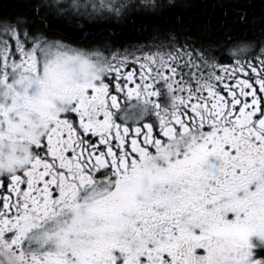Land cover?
I'll return each instance as SVG.
<instances>
[{
    "label": "snow or ice",
    "instance_id": "1",
    "mask_svg": "<svg viewBox=\"0 0 264 264\" xmlns=\"http://www.w3.org/2000/svg\"><path fill=\"white\" fill-rule=\"evenodd\" d=\"M50 31L0 17V264H264V43L221 61Z\"/></svg>",
    "mask_w": 264,
    "mask_h": 264
},
{
    "label": "trees",
    "instance_id": "2",
    "mask_svg": "<svg viewBox=\"0 0 264 264\" xmlns=\"http://www.w3.org/2000/svg\"><path fill=\"white\" fill-rule=\"evenodd\" d=\"M37 6V2L28 0H0V17H26L42 27L44 23L53 25L55 32H62L69 39H82L83 32L70 30L52 20L40 6L38 17L34 12ZM166 8L174 9L168 15L169 19L158 14L148 18L135 17L127 22L126 28L112 30L111 40L118 44L127 43L144 39L153 28H173L179 29L183 35L190 34L195 39L209 38L212 42L242 40L256 46L264 43V0H242L239 7L231 4L230 0H213L211 3H204V0H178ZM241 16L243 22L240 21ZM106 35H109L108 32L98 34L92 31L87 36L89 39H98Z\"/></svg>",
    "mask_w": 264,
    "mask_h": 264
},
{
    "label": "flooded vegetation",
    "instance_id": "3",
    "mask_svg": "<svg viewBox=\"0 0 264 264\" xmlns=\"http://www.w3.org/2000/svg\"><path fill=\"white\" fill-rule=\"evenodd\" d=\"M37 2V5H39L48 15L49 17L56 21L57 23H62L66 28L73 30V31H79L83 32V37L87 36L88 34L92 33V31L100 34V33H107L109 35L103 36L98 39H88L86 42L82 44H77L74 46H83V47H89V46H95L99 48L101 51H104L107 47H111L116 51H123L125 48L129 50H133L135 47H143L145 45H149L155 42L164 41L167 42V37L169 33L175 34L181 42H183L184 39H188L190 42L194 43L198 47H203L204 49L208 50L213 56L217 57L221 61H229L231 59V55L229 54L228 50L237 47L240 45L242 40H234L231 42H212L209 38H197L195 39L192 35L184 34L179 32V29H161V28H153L152 31L147 33L144 39L131 41L127 43H115L111 40V36L113 35L112 30H122L127 27L128 21L134 19L135 17H147L148 16H167L169 19L170 13L174 11L173 8H166L168 5H174L177 3L178 0H80L81 3L89 2L94 3L97 5V7H100L101 4L107 6L111 5L113 7H120L121 8V14L119 16H115L112 14H109L105 12L103 18H98L95 20H87L84 18H78V23H65L62 16H56L55 19L51 17V12L48 9V5L53 3V0H28ZM213 0H204V3H211ZM242 0H236L235 2L233 0H230L231 4H234L235 6L239 7ZM71 0H59V5L63 6L66 3H70ZM176 9V8H175ZM26 21H28L34 28L40 29L41 31H50L55 32V28L53 25H46L44 23L43 27L40 26L36 21H32L29 18H23ZM164 19V17H163ZM157 20V19H156ZM167 21V19H165ZM82 37V38H83ZM59 38V37H58ZM81 40V39H79ZM74 41L78 40H72L67 39L66 42L68 43H74ZM254 44V43H253ZM258 47V46H257ZM139 55V53H137Z\"/></svg>",
    "mask_w": 264,
    "mask_h": 264
},
{
    "label": "clouds",
    "instance_id": "4",
    "mask_svg": "<svg viewBox=\"0 0 264 264\" xmlns=\"http://www.w3.org/2000/svg\"><path fill=\"white\" fill-rule=\"evenodd\" d=\"M252 42H241L239 46L233 47L228 50L229 54L235 53L238 57H242L248 54Z\"/></svg>",
    "mask_w": 264,
    "mask_h": 264
}]
</instances>
